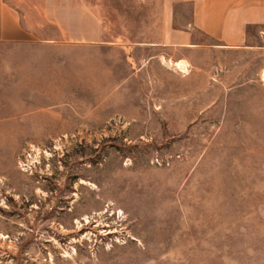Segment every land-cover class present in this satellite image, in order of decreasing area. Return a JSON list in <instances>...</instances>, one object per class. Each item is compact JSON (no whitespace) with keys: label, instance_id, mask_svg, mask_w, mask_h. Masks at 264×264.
<instances>
[{"label":"rangeland","instance_id":"obj_1","mask_svg":"<svg viewBox=\"0 0 264 264\" xmlns=\"http://www.w3.org/2000/svg\"><path fill=\"white\" fill-rule=\"evenodd\" d=\"M9 4L0 264H264V27L177 48L164 0Z\"/></svg>","mask_w":264,"mask_h":264},{"label":"crops","instance_id":"obj_2","mask_svg":"<svg viewBox=\"0 0 264 264\" xmlns=\"http://www.w3.org/2000/svg\"><path fill=\"white\" fill-rule=\"evenodd\" d=\"M24 0H0V42L22 43L32 32L22 26L10 2ZM164 46L177 48L196 47L200 43L195 33L208 37L226 50L248 48V28L264 27V0H164ZM180 3L191 6L188 27L176 28L177 14L174 6ZM171 8V10H170ZM181 62V61H179Z\"/></svg>","mask_w":264,"mask_h":264},{"label":"bare ground","instance_id":"obj_3","mask_svg":"<svg viewBox=\"0 0 264 264\" xmlns=\"http://www.w3.org/2000/svg\"><path fill=\"white\" fill-rule=\"evenodd\" d=\"M177 69H184V63L183 61L181 62H176L173 64Z\"/></svg>","mask_w":264,"mask_h":264},{"label":"trees","instance_id":"obj_4","mask_svg":"<svg viewBox=\"0 0 264 264\" xmlns=\"http://www.w3.org/2000/svg\"><path fill=\"white\" fill-rule=\"evenodd\" d=\"M250 28H251V27H250ZM250 28H248V32H249V29H250Z\"/></svg>","mask_w":264,"mask_h":264}]
</instances>
